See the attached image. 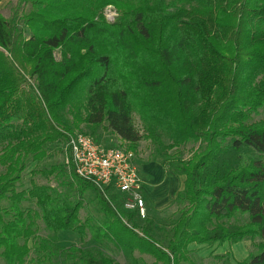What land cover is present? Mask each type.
Segmentation results:
<instances>
[{"label":"trees","instance_id":"16d2710c","mask_svg":"<svg viewBox=\"0 0 264 264\" xmlns=\"http://www.w3.org/2000/svg\"><path fill=\"white\" fill-rule=\"evenodd\" d=\"M260 109L264 0H15L10 16L0 13V258L119 264L100 248L58 244L41 233V220L54 236L71 231L84 242L91 230L92 239L137 248L155 264L192 262L194 243L260 238L259 251L238 264H264V119L253 121ZM64 110L76 126H105L132 149L143 137L133 120L140 116L160 146L153 160L185 176V205L166 245L148 227L137 230L147 215L127 210L115 189L98 188L68 163L70 173L62 165L38 173L62 176L59 185L68 176L78 195L94 189L103 218L82 220V198L57 186L24 187L29 156L39 160L44 144L63 137L67 151L75 126ZM164 139L167 148L200 145L172 161ZM238 214L247 221L227 223Z\"/></svg>","mask_w":264,"mask_h":264},{"label":"rangeland","instance_id":"374dc122","mask_svg":"<svg viewBox=\"0 0 264 264\" xmlns=\"http://www.w3.org/2000/svg\"><path fill=\"white\" fill-rule=\"evenodd\" d=\"M15 4V0H0V13L5 16H10L11 8ZM106 17L110 21L115 20L117 12L113 5H109L105 9ZM57 58L59 53L56 52ZM67 121H70L75 127H72V131L75 133H87L97 138V140L104 142L110 146L124 145L128 146L129 143L120 139L112 130L106 129L105 126L93 127L86 123H80L76 126L73 121V114L64 110L62 112ZM264 119V109H260L257 114H254L253 121ZM133 120L136 128L143 134V137L134 145V150L137 154V163L139 166L140 174L144 180V199L146 202V219L138 218L137 230L141 231L142 227H148L150 233L159 241L160 244L166 245L168 237L171 236L172 227L179 218L185 202L182 201L179 196L185 188V176L178 175L170 172L158 161L153 160V157L159 153L160 146L152 141L147 133L144 131L143 123L140 116L137 113L133 114ZM74 122V123H73ZM62 130V129H61ZM65 130V129H64ZM63 130V131H64ZM69 133V132H68ZM27 136V135H26ZM25 140L28 137L24 138ZM163 150L166 151V157L169 160L175 161L177 159H188L199 147V143L189 142L179 147L167 148L169 142L164 139ZM66 138L63 137L54 143L44 144L46 154L39 160L33 159V156H29L28 166L24 172V187L31 186L32 181L37 183L50 184L57 186L58 189H64L67 192L73 194V199L76 200L80 196L84 202V207L81 210L80 217L82 220L86 218H93L95 220L103 218V213L99 210L97 205L96 192L92 188H84L81 190V195H78L77 191L72 189L68 176H64L65 180L59 185V181L62 176L50 175L48 178L38 173L39 169H50L53 165H62V169L67 173L72 172V168L67 166L66 157L67 151L65 148ZM4 144L0 145V154ZM6 169L0 164V173ZM31 207H36L34 203H26ZM247 221V216L238 214L231 218L227 223L241 225ZM43 235H49L54 241L60 245L78 244L86 248L94 249L100 248L107 255L111 256L119 264H155V258L146 253L138 250L137 248L130 249L126 244H118L115 241L92 239L91 230H87V237L84 242H81L80 236L76 234V238L69 237L63 232H59L56 236L46 231L41 220L38 221ZM129 243V242H128ZM228 243V242H226ZM260 238L255 239H243L237 243L231 244L226 251L219 244L206 245V244H191L189 246V256L192 262H183L182 264H238L239 261L247 258L250 254H254L260 249ZM221 247V249H220ZM225 247V246H223ZM0 264H5L0 258ZM26 264H32L30 260Z\"/></svg>","mask_w":264,"mask_h":264},{"label":"built area","instance_id":"2783aa9c","mask_svg":"<svg viewBox=\"0 0 264 264\" xmlns=\"http://www.w3.org/2000/svg\"><path fill=\"white\" fill-rule=\"evenodd\" d=\"M66 162L77 176L98 188L115 189L122 195L127 210L146 216L144 180L134 149L127 145L110 146L90 134L77 132L69 138Z\"/></svg>","mask_w":264,"mask_h":264},{"label":"crops","instance_id":"0c3cea01","mask_svg":"<svg viewBox=\"0 0 264 264\" xmlns=\"http://www.w3.org/2000/svg\"><path fill=\"white\" fill-rule=\"evenodd\" d=\"M160 164H161V163H160ZM161 165H162V164H161ZM162 166H163V165H162ZM63 233H65L66 235H68V238H69V237H72V236H73L74 238H76L75 233H73V232H71V231H65V232H63ZM223 246H225V247H223ZM226 246H229L228 243H224V244L221 246L222 248H224V251H226L227 248H228V247H226ZM221 247H220V249H221Z\"/></svg>","mask_w":264,"mask_h":264}]
</instances>
